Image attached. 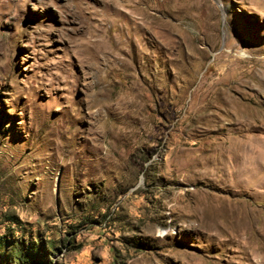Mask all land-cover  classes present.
Returning a JSON list of instances; mask_svg holds the SVG:
<instances>
[{"label":"rangeland","instance_id":"374dc122","mask_svg":"<svg viewBox=\"0 0 264 264\" xmlns=\"http://www.w3.org/2000/svg\"><path fill=\"white\" fill-rule=\"evenodd\" d=\"M0 264H264V0H0Z\"/></svg>","mask_w":264,"mask_h":264}]
</instances>
